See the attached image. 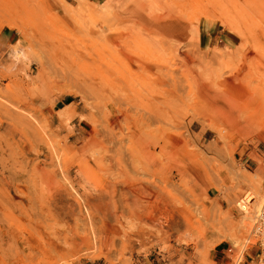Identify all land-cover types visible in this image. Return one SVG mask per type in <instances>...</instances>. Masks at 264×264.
I'll return each instance as SVG.
<instances>
[{
    "label": "rangeland",
    "instance_id": "rangeland-1",
    "mask_svg": "<svg viewBox=\"0 0 264 264\" xmlns=\"http://www.w3.org/2000/svg\"><path fill=\"white\" fill-rule=\"evenodd\" d=\"M6 27L0 264H256L264 0H0Z\"/></svg>",
    "mask_w": 264,
    "mask_h": 264
},
{
    "label": "bare ground",
    "instance_id": "bare-ground-1",
    "mask_svg": "<svg viewBox=\"0 0 264 264\" xmlns=\"http://www.w3.org/2000/svg\"><path fill=\"white\" fill-rule=\"evenodd\" d=\"M251 6V5H250ZM176 16V15H175ZM167 17V16H166ZM177 18V17H176ZM167 19V18H166ZM169 19V18H168ZM171 20H170V22L169 23H167L166 24V26L169 28V29H176V28H180V26H181V22H175L176 21V19H174V20H172L173 18H170ZM146 20V19H145ZM160 20V19H159ZM163 20V19H162ZM144 21V20H143ZM156 21H158V20H156ZM158 24H159V22H158ZM156 24L157 25V27H159V26H161L162 24ZM44 32V31H43ZM38 33H40V31H38ZM46 33V32H45ZM45 33L43 34L44 36H46L47 35V33H46V35H45ZM43 39V38H42ZM133 52V51H132ZM130 50H128V51H124V50H119L118 51V53H119V55H120V58L122 59L121 61H124L127 65H129L128 63H132L133 64V66H137L136 64H135V58L133 59V57L131 56V53H132ZM133 54V53H132ZM187 53H185V55H186ZM78 55V54H77ZM134 55V54H133ZM187 57V56H186ZM78 59H81V60H84V61H86L85 59H89V58H92V55L91 54H89V53H86V55H84V56H82L81 57V55H78V57H77ZM93 58H95V57H93ZM188 58V57H187ZM142 60V59H141ZM146 60H148V59H146ZM130 61V62H129ZM135 61V62H134ZM147 62L148 61H146V63H139V66L141 67V68H143V69H147V68H151V66L149 65V64H147ZM150 62V61H149ZM137 63V62H136ZM138 64V63H137ZM155 64V63H154ZM133 66H129V69L131 70V71H135L136 69H137V67H136V69L133 67ZM138 66V67H139ZM89 83H90V85L91 86H93V85H95L97 82L95 81V79L94 78H91L90 79V81H89ZM201 88V87H200ZM209 93L210 92H207V91H205V94L207 95H209ZM196 96V95H195ZM220 101V100H219ZM212 103H213V100H212ZM225 103H226V101H225ZM218 105V104H217ZM113 106V105H112ZM221 106V105H220ZM3 107V106H2ZM221 108H223V107H221ZM1 109V108H0ZM217 109V108H216ZM230 109V108H229ZM6 110H8V109H6ZM213 111V110H212ZM7 112V115H9V116H11V114L8 112V111H6ZM227 113V112H226ZM240 113V112H239ZM6 114V113H5ZM16 116H15V118H17L19 121H20V123H22V120H21V117H20V115H17V114H15ZM24 119V118H23ZM224 119V118H223ZM235 120V119H234ZM27 121V120H26ZM29 121V120H28ZM114 121V120H113ZM112 121V122H113ZM229 121V120H228ZM24 122V121H23ZM111 122V123H112ZM115 122V121H114ZM240 122V121H239ZM237 123V122H236ZM23 124V123H22ZM25 124V123H24ZM23 124V125H24ZM248 124V122L246 121L245 123H244V126H246ZM111 126H112V124H110ZM235 125V124H234ZM242 125V124H241ZM30 126V125H29ZM30 130L32 131V130H34L33 128H32V126H31V128H30ZM18 134H19V136L20 137H23V136H25V133H24V131H18ZM174 142V141H173ZM147 149H149V147L147 146ZM148 152L150 153L151 151L150 150H148ZM151 154V153H150ZM147 156V158H149V160H148V164H152L153 162H152V155H146ZM140 188V187H139ZM145 189H146V191L147 190H150L149 188H148V186H145L144 187ZM151 188V187H150ZM135 190H137L138 188L136 187V188H134ZM145 191V192H146ZM140 194V193H139ZM240 202V201H239ZM239 204V203H238ZM246 209V208H245ZM247 222V221H246Z\"/></svg>",
    "mask_w": 264,
    "mask_h": 264
},
{
    "label": "built area",
    "instance_id": "built-area-1",
    "mask_svg": "<svg viewBox=\"0 0 264 264\" xmlns=\"http://www.w3.org/2000/svg\"><path fill=\"white\" fill-rule=\"evenodd\" d=\"M245 198L246 197H243V199L240 200V202L238 204L242 210H245L246 203L249 202L251 199V198H249L248 200L245 201ZM256 218L257 219L255 222L252 234L262 247L261 248L262 249L261 257L258 259L256 264H264V205L261 207Z\"/></svg>",
    "mask_w": 264,
    "mask_h": 264
},
{
    "label": "crops",
    "instance_id": "crops-1",
    "mask_svg": "<svg viewBox=\"0 0 264 264\" xmlns=\"http://www.w3.org/2000/svg\"><path fill=\"white\" fill-rule=\"evenodd\" d=\"M15 39H16V31H14L13 29L6 27L0 30V44L1 45L11 44L15 41ZM241 56H243V54ZM239 63H240V60H239Z\"/></svg>",
    "mask_w": 264,
    "mask_h": 264
}]
</instances>
